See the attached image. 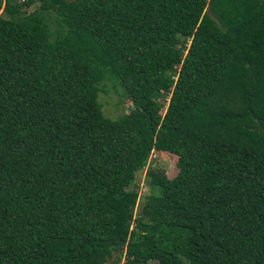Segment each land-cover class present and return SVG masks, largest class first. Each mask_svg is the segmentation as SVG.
Here are the masks:
<instances>
[{
    "label": "trees",
    "instance_id": "1",
    "mask_svg": "<svg viewBox=\"0 0 264 264\" xmlns=\"http://www.w3.org/2000/svg\"><path fill=\"white\" fill-rule=\"evenodd\" d=\"M1 10L0 264H264V0Z\"/></svg>",
    "mask_w": 264,
    "mask_h": 264
},
{
    "label": "rangeland",
    "instance_id": "2",
    "mask_svg": "<svg viewBox=\"0 0 264 264\" xmlns=\"http://www.w3.org/2000/svg\"><path fill=\"white\" fill-rule=\"evenodd\" d=\"M39 1H36L32 6L29 7L31 10L33 7L37 6ZM1 15L7 16V13L3 10L0 11ZM105 90L100 91L99 101L101 103L102 111L105 115L116 117L129 110L130 100L126 99L122 94V88L120 86H114L113 83H108ZM161 97V96H160ZM170 94L161 97L160 99L164 103L161 112L164 113L168 105ZM176 155L167 151H156L153 150L145 164V166L138 170L136 173L135 182L139 189V199L136 206L135 215L141 212L143 204L146 199V194L149 193L150 187L146 183V172L149 166H154L162 168L165 170L168 176H173L177 171L176 166ZM120 252H116L112 257L108 259L106 264H117V257H119ZM125 257H122L121 264L124 262ZM151 264H156V261H152Z\"/></svg>",
    "mask_w": 264,
    "mask_h": 264
}]
</instances>
